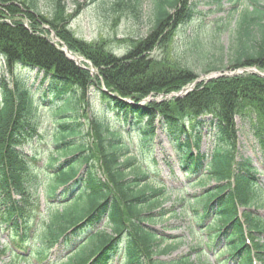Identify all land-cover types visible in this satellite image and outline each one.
<instances>
[{
    "label": "trees",
    "instance_id": "obj_1",
    "mask_svg": "<svg viewBox=\"0 0 264 264\" xmlns=\"http://www.w3.org/2000/svg\"><path fill=\"white\" fill-rule=\"evenodd\" d=\"M41 2L0 0V60L5 68L0 78V225L11 232L13 249L23 251L40 239L48 240V248H62L67 256L58 264H116L118 260L179 264L154 259L167 254L173 242L148 226L158 224L162 214L156 211L163 206L167 190L152 182L147 170L134 166L135 160L119 162V153L130 149L125 136L135 133L141 150L151 154L160 131L188 183L203 189L189 204L202 212L199 226L208 224L207 230L215 235L211 247L219 251L217 259L251 264L253 255L264 264V216L258 214L263 207L260 172L250 160L236 159V138L240 133L250 135L259 146L264 169V78L246 74L212 79L182 98L142 104L150 95L178 93L199 77L189 65L165 66L148 55L162 32L190 26L199 16L201 3L217 10L224 2L245 4L237 18L234 9L226 19L228 67L210 62L200 71L256 68L264 72V0H152L148 39L122 58L74 37L68 28L73 16L67 14L65 0H50L47 14L42 13ZM130 3L129 10L139 17L141 0ZM43 26L91 63L98 75L93 77L69 60L48 39ZM194 37L190 47L202 55L208 47L199 34ZM213 38L217 49L218 38ZM219 51L224 53L222 46ZM20 71L42 76L34 92L28 73ZM91 88L102 110L89 128L82 121L81 102ZM39 90L41 96L36 98ZM46 101L58 107L48 145L51 154L39 168L38 155L26 154L23 147L43 140L35 119ZM204 131L215 139L205 153L201 149ZM210 183L213 187L206 188ZM41 186L47 217L41 226L35 224L39 229L35 238L31 213ZM104 222L112 235L100 229ZM246 237L251 245L245 243ZM33 250L34 256L44 258L43 247ZM5 252L0 250V257ZM14 253L8 263L0 259V264H31Z\"/></svg>",
    "mask_w": 264,
    "mask_h": 264
},
{
    "label": "rangeland",
    "instance_id": "obj_2",
    "mask_svg": "<svg viewBox=\"0 0 264 264\" xmlns=\"http://www.w3.org/2000/svg\"><path fill=\"white\" fill-rule=\"evenodd\" d=\"M41 11L47 14L50 11L51 3L50 0H41ZM67 4V14L73 16L70 24L68 25L69 31L74 37L80 41H84L88 44H97L98 47H104V49L113 53L117 58H122L133 50L139 43L148 39L152 29V11L151 3L152 0H141V6L138 7L140 11L139 17H135L134 14L129 10L131 0H65ZM122 2L119 7L116 4ZM245 3H243L244 5ZM243 5H233L229 2H224L223 7L217 10L216 7L208 6L203 3L199 4V16L195 18V21L190 26H180L178 29H172L171 31L162 32L156 39V44L152 52L148 55L149 60L152 59L156 62H160L165 66L185 67L189 65L196 70L199 77L193 83L187 85L183 90L188 88L194 89L201 83H209L213 80L223 77H233L246 75L245 69L230 70L225 69L212 73H204L200 71L205 65L210 62H214L216 67H228L229 60L226 56V49L229 46L230 31L227 29V16L229 12L235 9L237 14L239 10L243 9ZM241 6V7H240ZM50 14V13H49ZM28 26L27 22L24 23ZM222 27L221 30H217L218 27ZM235 24L231 26L233 30ZM45 31H48V39L55 43L58 47L68 49V47L61 42L56 33L48 26H43ZM51 30V31H50ZM220 34L218 35L217 33ZM201 36V40L204 41V45L208 47L202 55H198V52L192 50L190 47L193 42L194 36ZM55 35L57 41L53 39ZM213 37L218 38L216 41L217 49L213 48L211 40ZM214 39V38H213ZM222 46L224 53L219 51ZM73 55L78 57L80 60V66L89 70L93 77L98 75L97 70L89 63L85 58L78 54ZM225 54V55H224ZM222 59V63L217 60ZM3 61L0 60V78L4 74ZM256 71L260 75H264V72L258 69H249ZM251 71V72H252ZM26 72V71H20ZM225 72V73H223ZM26 76L31 78L34 83L33 92L39 87L42 76L36 74V72H26ZM223 73V74H222ZM237 75H232V74ZM24 75V74H23ZM226 75V76H225ZM232 75V76H231ZM250 75V74H249ZM25 76V75H24ZM258 76V75H257ZM260 77V76H259ZM40 91V90H39ZM36 93V98L41 96V92ZM182 91V90H181ZM80 96L82 92L79 91ZM149 97L160 101L165 99L167 96L163 95H150ZM43 106L37 112V119L35 122L38 124L41 134L44 138L36 139L34 142L23 147L26 154H37L38 155V166L43 168L49 155L51 154L48 148L50 144V135L53 131V118L54 113L57 110V103L47 104L42 103ZM100 100L97 93H94V89L91 88L85 95V98L81 102V113L83 120L86 125L90 128V122L94 115L101 114ZM50 108H53L50 111ZM114 120V119H113ZM112 120V121H113ZM114 122V121H113ZM237 124H240L238 121ZM242 128V126L240 127ZM133 137L125 136L124 143L130 146L129 153H121L119 162L124 163L126 159L135 160L134 166H140L147 170L150 180L156 182L159 186L164 187L167 190L164 204L160 209H157L156 214H162L158 216V224L155 228L161 233L163 230L166 234L176 238L171 245L172 248L165 255L156 256L155 260L164 261L167 263L176 262L179 264H222L223 259L217 260L218 251H213L211 245L214 242V234L209 233L207 230L208 224L205 227H200V216L202 212L197 206L189 204V200L195 194L198 195L203 191L201 187L193 186L188 183L187 177L178 168L176 154L167 142L165 136L157 131V136L153 145L151 154H147L141 150L137 141V135L134 133ZM133 138V140L131 139ZM237 141V153L236 159L239 161L240 158L250 160L252 165L260 172V190H262L261 200L263 207L258 211L259 215L264 216V169L261 152L257 143L251 139L250 135L240 133L236 138ZM202 152L212 148L215 143V139L209 137L206 131L203 132V138L201 139ZM213 183L206 185L207 187H213ZM44 187L41 186L37 192V198L34 200L35 206L34 211L31 213L32 227L35 231V238L39 229H36V223L39 225L46 219L47 208ZM184 195V197H182ZM185 198V201H182ZM163 210V212H162ZM195 210L200 213H195ZM41 226V225H40ZM153 227V225H148ZM42 231V230H41ZM104 231L108 235H112L111 227H104ZM11 233V232H10ZM6 227L0 225V250L6 249V252L0 257L2 262L8 263L13 259L14 255L10 250L11 245V234ZM40 233V231H39ZM38 239L37 243L28 244L29 255L28 258L31 264H58L62 261L65 262L66 254L63 253L62 248L57 245L56 247L48 248L49 242H40ZM212 242V243H211ZM43 247L45 250L44 258L34 256V247ZM224 248V246H222ZM207 252H206V251ZM223 250V249H222ZM22 251V250H20ZM205 251V254L203 253ZM23 252V251H22ZM221 262V263H220ZM116 264H121V260H118Z\"/></svg>",
    "mask_w": 264,
    "mask_h": 264
},
{
    "label": "water",
    "instance_id": "obj_3",
    "mask_svg": "<svg viewBox=\"0 0 264 264\" xmlns=\"http://www.w3.org/2000/svg\"><path fill=\"white\" fill-rule=\"evenodd\" d=\"M53 39L55 40V41H57V39H56V37H55V35L53 36ZM63 52L66 54V56L70 59V60H72V61H75L76 63H78L80 60H76V59H74V58H71V52L68 50V49H64L63 50ZM252 70H243V72L245 73V72H248V73H251V74H257V75H259L260 77H263L264 78V75H260L259 73H257L256 71H252ZM233 75H236V74H233ZM226 76V75H225ZM191 89H187V90H184V91H182V92H180V93H178V94H173L172 95V97H182L183 95H186V94H188L189 93V91H190ZM171 97V98H172Z\"/></svg>",
    "mask_w": 264,
    "mask_h": 264
},
{
    "label": "bare ground",
    "instance_id": "obj_4",
    "mask_svg": "<svg viewBox=\"0 0 264 264\" xmlns=\"http://www.w3.org/2000/svg\"><path fill=\"white\" fill-rule=\"evenodd\" d=\"M74 58H75L76 60H77V59L80 60V59H79L78 57H76V56H74ZM82 63H83V62H82V60H81V64H82Z\"/></svg>",
    "mask_w": 264,
    "mask_h": 264
}]
</instances>
